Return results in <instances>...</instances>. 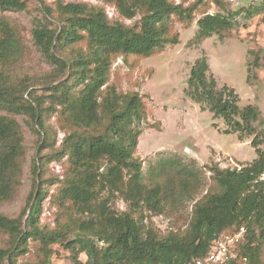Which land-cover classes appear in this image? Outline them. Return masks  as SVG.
Instances as JSON below:
<instances>
[{"label": "trees", "instance_id": "trees-1", "mask_svg": "<svg viewBox=\"0 0 264 264\" xmlns=\"http://www.w3.org/2000/svg\"><path fill=\"white\" fill-rule=\"evenodd\" d=\"M101 1L122 17L139 14L140 20L129 25L86 2L42 3L45 15L58 18L61 26L52 29L42 20L34 24L33 42L52 67L41 75L14 77L26 46L17 27L0 17V206L16 197L29 156L16 116H26L36 136L26 204L16 216L0 212V264H51L54 244L70 249L74 264H195L213 241L243 226L247 231L236 256L222 264H264V183L256 182L264 171V149L255 140L258 157L241 168L208 165L217 189L193 204L184 231L163 234L152 223L143 225L147 213L162 214L179 196L188 195L189 183L143 182L138 124L147 117V103L140 93L109 83L113 57L145 58L177 44L171 18L193 21L201 1ZM212 1L220 10L201 12L197 40L231 30L235 16L245 10L248 17L264 11V0L235 11L228 0ZM25 7V0H0V11ZM37 85L44 89H31ZM187 94L223 118L227 132L239 133L241 140L255 134L260 109L241 107L234 88L220 87L206 56L192 66ZM58 130L64 132L59 146ZM53 162L61 164L62 174L49 173ZM50 185L57 190L53 228L40 220ZM118 196L128 202L127 209L112 206Z\"/></svg>", "mask_w": 264, "mask_h": 264}, {"label": "rangeland", "instance_id": "rangeland-1", "mask_svg": "<svg viewBox=\"0 0 264 264\" xmlns=\"http://www.w3.org/2000/svg\"><path fill=\"white\" fill-rule=\"evenodd\" d=\"M25 1L26 7L22 10L0 11V17L7 18L20 31L26 46L24 58L13 68L15 78L25 73L41 75L52 68L33 42L35 22L42 20L52 29L61 26L58 18L45 15L42 9V3L52 4L54 0ZM66 1L104 7L111 19L123 20L129 25L140 20L139 14L132 19L122 17L114 6L101 0ZM172 1L179 3L182 0ZM197 1L201 3L193 21L171 18L179 33L177 44L167 45L162 51L145 58L133 55L113 57L110 71L109 83L123 92L140 93L147 103V117L138 124L141 137L137 154L143 162V182L152 186L171 180L176 187L181 181L189 183L188 195L179 196L174 206L169 204L162 214H146L148 218L143 225L152 223L163 234L184 231L189 226L193 204L208 191L217 189L208 165L213 163L221 168L239 169L258 157L254 140L261 150L264 149V11L248 17L245 10L235 16V25L231 30L197 40L198 20L204 15L201 12L216 13L220 10L212 0H186V4ZM262 1L228 0V6L235 11L243 6L246 9L258 6ZM203 56L207 57L219 86L227 84L238 93L241 107L253 104L260 109L255 134L241 140L239 133L226 131L228 126L223 118L215 117L211 110L188 96L191 68ZM31 89L41 92L44 88L37 85ZM25 96L28 97L27 94ZM16 117L23 128L29 156L16 197L0 206V212L11 216L18 215L26 204L31 189L29 169L36 151V136L26 122L27 117ZM57 137L59 146L64 132L58 130ZM62 171L61 164L53 162L49 173L62 174ZM56 191L55 185H50L40 214L41 223L50 228L56 225L58 213L53 196ZM128 205L119 196L112 202L117 211L127 209ZM51 247V264H74L70 249L61 244ZM80 258L87 259L84 253L80 254ZM241 264H247V261Z\"/></svg>", "mask_w": 264, "mask_h": 264}, {"label": "built area", "instance_id": "built-area-1", "mask_svg": "<svg viewBox=\"0 0 264 264\" xmlns=\"http://www.w3.org/2000/svg\"><path fill=\"white\" fill-rule=\"evenodd\" d=\"M235 1V0H231ZM256 182L264 183V171L259 175ZM246 232L245 226L231 236L221 237L213 241L209 252L195 261V264H222L230 257H235L239 243Z\"/></svg>", "mask_w": 264, "mask_h": 264}]
</instances>
